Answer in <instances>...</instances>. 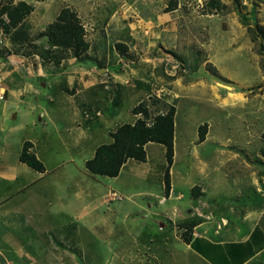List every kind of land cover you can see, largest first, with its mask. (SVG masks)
Instances as JSON below:
<instances>
[{
    "label": "rangeland",
    "instance_id": "obj_1",
    "mask_svg": "<svg viewBox=\"0 0 264 264\" xmlns=\"http://www.w3.org/2000/svg\"><path fill=\"white\" fill-rule=\"evenodd\" d=\"M75 1L84 3L80 4L81 6L75 5ZM126 1L130 0H123ZM175 1L187 6L194 17L196 14L193 12L202 17L218 16L221 27L226 24L228 29L232 28L226 31L230 36H225L230 41L229 44L226 41V44L220 46L226 53L231 52L229 48L236 46L240 53L236 57L226 56L229 63L223 67L228 75L245 80V83L250 81L249 84L254 86L247 91L242 90L245 92L242 97L238 94L234 96V107L224 106L211 100L208 91H205L204 77L209 80L217 78L225 87L234 89V92L241 91L237 89L235 80L228 79L221 72L227 80L218 76L220 74H216L211 65L205 66V71L212 76L206 75V72L205 76L193 71L188 74L185 64L175 62L167 53L170 57L168 60L172 63L171 67L167 66L170 68L167 72H173V75L164 82L165 87L159 85L160 83L153 86L154 90H164L166 97L161 96L158 99L148 96L142 103L150 106L152 117L165 112L169 107L177 108V170L184 172L185 163H197L193 153H198L202 161L218 167V171L214 172L213 167H209L207 172L211 177L202 179L204 184L213 177L218 181H228L220 188L207 189L206 197L202 198L206 204L201 203L196 209L203 214L202 219L208 215L207 201L213 197L215 204L210 202L209 205L215 206L212 209L215 215L235 221L234 214L228 207H235V217H238L237 210L244 208L242 205L247 202L246 195H253L249 191L245 195L242 192L238 197L239 187H233L231 184H234L236 179L250 183L249 171L243 164H254L258 157H261L260 161L264 160V142L261 141L264 140V107L259 105L264 104V49H261L264 47V0H221L223 3L218 0L224 4L223 8L212 11H209L208 2L203 0ZM34 2L36 1L0 0V71L7 69L10 73L5 79L1 77L2 72L0 73V163H14L20 146L23 147L24 142L29 140L31 153L37 154L48 167L57 163L65 174L75 172L77 180H69L68 183L61 178L58 180L55 171L42 179L36 175L30 180L23 177L15 187L0 185V264H196L192 262L195 260L194 255L183 244L180 229L177 227L182 220L172 215V208L181 212L188 211L185 208L191 196L190 186L199 182V179L201 181V178L192 172L191 177L185 179V182H188L185 185L184 182L178 183L179 178L175 177L174 181L179 188L177 192H183V200L173 199L165 208L160 205V200L165 197L163 178L166 162L164 148L157 144L147 147L146 166L133 167L132 165L138 164L131 162L119 177L108 178L91 173L88 177L78 176L79 171L83 169L80 166L84 158L89 156V150L93 147V133L83 138L84 143L81 144L80 141L78 146L73 147V137L78 136L77 133L72 130L73 133L68 136L63 132L60 124L65 117L53 113L54 107L50 106V98L56 101L61 98L58 93V100L56 99L57 94L52 87L65 88L63 81H71L75 76L70 73L73 70L67 72V69L71 68L68 60H74L72 50L63 52L64 59L58 65L40 56V53L49 49L47 38L44 36L46 29L56 20L61 10L69 9L77 15L85 41L90 43L95 39L94 43L100 44L103 41H99V35L104 34L106 28L110 29V17H125L130 10L108 8L114 3H121L120 0ZM19 3L31 6V15L6 33L3 25H8V20L3 11L5 8L16 7ZM237 19L244 23L246 29L243 26L242 30L236 29L239 25ZM107 37L110 39V36L105 34V38ZM94 50L97 53L99 48ZM75 59L79 60L75 64L88 66L89 62H83L89 59L82 56ZM215 60L217 61V58ZM64 65H67V69H63ZM39 68H42L44 73L39 72ZM27 81L33 86L22 85ZM191 82L194 84L191 85ZM5 86L11 89L4 91L2 88ZM8 87L6 88L9 89ZM172 87H176V90ZM177 91L182 95V100L178 103L175 94ZM107 93L109 96L112 94ZM149 94L153 95L152 92ZM245 97L253 99L254 102L259 101L244 108ZM122 100L117 112L121 110L126 114L128 106L136 100L127 97ZM31 104L39 106H31L30 109ZM48 110L51 119L45 114ZM256 113L259 115L258 119ZM14 114L16 118L13 117ZM54 115L57 116L56 119ZM206 123L212 128L208 139L204 144H197L199 140H195L198 128ZM25 124L26 132L21 130L25 129ZM54 126L58 128V136ZM26 136L27 139L24 140ZM96 139L103 142L108 139V135L102 136L101 132H97ZM47 142L50 143L48 149L45 145ZM192 142L196 144L187 148ZM80 192L84 201L80 198ZM150 193L154 196L149 195ZM24 200L27 202L24 203ZM150 203H153V208H148ZM39 207H42L43 211H40ZM164 212L170 215L169 219ZM206 218L208 221L212 220V217Z\"/></svg>",
    "mask_w": 264,
    "mask_h": 264
},
{
    "label": "crops",
    "instance_id": "obj_2",
    "mask_svg": "<svg viewBox=\"0 0 264 264\" xmlns=\"http://www.w3.org/2000/svg\"><path fill=\"white\" fill-rule=\"evenodd\" d=\"M170 1L171 0H130L128 2H123V0H120L121 3H114L113 6L108 7L112 9L119 8L130 10V12L125 17L120 15L119 17L111 16L109 19L110 29L106 28V31H104L105 33L99 35V41L102 40L103 42L101 44L99 42L94 43L95 39L90 43L86 41L88 50L82 57H84V59H89L83 62H89L88 66H80V63L75 64L76 61H79L76 60L75 57L73 58L74 60H68L69 64H71V68L67 69V65H64L63 69H67V72L73 70L70 73L75 74V76L72 77L71 81H63L65 83V85H63L65 88L60 86L52 87L55 94H57V100L58 93L61 95L59 101L50 98L49 102L50 106L54 107H52L53 113L55 112L65 117V120L60 124L63 127L62 131L68 134V136H71L73 132H76L78 135L73 137V147L78 146L80 141H82L81 144L84 143L83 138L93 133V137H91L93 140V147L89 150V156L84 158L80 166V168H83L80 170L82 173L79 171L78 176H89V172L85 168V163L94 157L95 151L99 146L108 145L113 142L111 135L119 126L124 124L133 125L135 123L139 115L132 114V109L142 103L144 98L150 95L149 93H151V91L153 93V86H158V83H160L159 85L165 87L164 82L166 83L168 78H171L173 75L172 71V73L167 72L172 64H170L168 60L169 55L175 62L179 61L180 63L182 62V64L184 63L186 69L189 71L188 74H191L193 71L196 74L200 72V75L204 76V72H206V75H211L205 71V66L211 65V68L214 69L216 74L217 72L218 74L221 72L228 79L235 80L237 89L241 91L234 92V89L225 87L217 78L209 80L207 77H204L206 78L205 91H208L211 100L224 106L234 107V96L236 94H238V96L245 95V92L242 90L247 91L254 86L249 84L250 81L245 83V80L236 79L232 75H228V72H226L223 67L226 63H229L226 56L233 55L236 57L240 53V50L237 49L236 46L229 48L231 51L228 52L229 54L224 52L220 46V44H226V41L229 44L230 41H228L226 37H229L230 34L226 31L232 30V28L228 29L226 24L221 27V21L218 16L202 17L197 16L199 14L193 12L196 14L194 17L193 14L189 12L187 6L181 5L180 2H176L175 0ZM74 3L75 5H80L84 2L80 3L79 1H75ZM237 20L239 21V25H237L236 29L242 30L243 27L246 29V26L243 25L244 23H241L240 19ZM105 34L110 36V39L108 37L105 38ZM243 38H245V36H243ZM118 45H120L121 48H116ZM205 45L206 47H204ZM96 48H99L97 53L94 50ZM247 51L250 52V50ZM216 58L218 62L215 60ZM38 71L44 73L42 68H39ZM1 72V77L4 79L8 78L10 75L7 69H3L0 73ZM78 74H80V76H78ZM258 74H260V70H258ZM224 75L220 74L218 76L223 78ZM187 77L189 78V76ZM223 79L227 80L226 78ZM27 82H24L22 85L33 86L31 82ZM192 84L194 83L191 82V85ZM6 87L8 86H5V88ZM5 88L2 89L4 91H9L11 89L10 87H8L9 89ZM172 88L176 90V87ZM226 90L228 92H224ZM230 91H233V93H230ZM107 92H112L111 96H109ZM175 94L177 99L176 103H178L182 100V95L179 91H177V93L175 92ZM124 97L136 100L134 104L128 106L126 114L121 110L117 112ZM168 98L169 97H167V99ZM245 99L246 103H244V105H246V107L244 108L250 107L253 105L252 103L259 101L256 100L254 102V100L249 99V97H245ZM259 105L264 107V104ZM31 106L37 108L39 105L31 104L29 106L30 109ZM49 110L45 114L51 119ZM41 115H43V113ZM252 115L255 116L254 113H252ZM130 116L132 118H130ZM13 117L16 118L17 116L14 114ZM54 117L55 119L57 118L55 115ZM258 117L259 115L256 113V119H258ZM176 119H178L177 108L175 109L174 115V158L169 171L170 191L168 196L160 200V205L165 208V205L173 199L178 201L183 200L184 194L182 191L177 192L179 188L174 178L178 177V183L184 182L185 185H187L188 182H185V179L191 177L192 172H195L196 175L201 178V181L199 179V182H194L192 185L190 184L189 193L191 196L188 200L189 203H187L188 206L185 208V210L188 211L185 212L183 210L181 212L176 208H172V215H176L180 220L191 218L195 219L197 222L198 219H202L203 214L199 213L196 209L201 206V203L206 204V202L202 201V198L206 197V193L209 190L208 188H220L227 184L228 181H218L213 177L208 183L204 184L202 179L207 180L211 177V174L207 172L209 167H213V172L216 170L218 171V167L202 161L198 153H193V158L196 159L197 163H185L186 168L184 172L180 169L177 170L178 167H176L177 164L175 162L177 138ZM55 125L59 124L55 123ZM24 126L25 129L23 128L21 130L26 132L27 125L25 124ZM54 127L58 136V128L57 126ZM199 128L205 130V137L201 142L204 144L212 128L209 123L200 125ZM199 128L195 141L198 140ZM195 131L196 129L194 132ZM97 132H101L102 136L107 134L108 139L103 142H98V139H96ZM26 139L27 136L24 140ZM261 141L264 142V140ZM25 142L30 143L29 140ZM194 144L196 143L192 142L191 145L186 147H193ZM45 145L46 149L50 147V143L48 142L45 143ZM150 145H153V143H148L144 147L145 152H147V147ZM21 150L22 145L19 148V153L14 163H0V185L15 187L18 181L23 177H26V180H30L36 175L37 178L42 179L48 177L45 175L55 171L58 175V180L61 178L67 183L69 180H77L75 179V172L71 171L65 174L61 171L57 163L54 164V166L48 167L44 160L42 158V160H40L35 153L33 154L43 164L44 171L39 173L30 169L27 165L21 164L19 161ZM260 159L261 157H258L256 162L254 164H248L249 166L246 165L247 163L243 164L245 169L249 171L248 174L251 177L250 183H244L236 179V181H233L234 184H231L233 187H239L238 197L241 196L242 192L243 195H245V193L249 191H251V195H253L252 197L246 195L247 202L243 203L244 205L242 206H244V208L241 207V209L237 210L238 217H235V207H228L231 213L234 214L233 219L235 221L224 219L223 216H218V214L215 215V212L212 210L215 206L213 204L209 205L210 202L215 204L214 198L212 197L210 201H207V208L209 209L208 215H205L204 220L198 221L195 226H193L191 241L189 243L183 242L185 247L190 249L194 255L195 260L192 262H196V264H264V163H262L264 160L260 161ZM147 161L148 158H146V162L144 163L128 160L123 165L120 173L129 166L131 162H134L133 164H138L132 165L133 167H139L140 165L146 166ZM63 165H65V163ZM164 166L166 167V164H164ZM128 171L130 172L131 170ZM53 179L55 180L54 177ZM200 183H203V185H200ZM23 185L25 184L23 183ZM194 187L200 189V196L195 200L192 198L191 194L192 188ZM3 190L5 191L6 189L3 188ZM81 193L82 192H80V198L84 201V197L81 196ZM149 195L154 196L152 193ZM149 195L146 197L147 199ZM26 202L27 200H24V203ZM76 202L78 203V201ZM70 207H73V205H70ZM148 208H153V203H150ZM39 209L43 211L42 207H39ZM164 214L168 219L170 218L167 212H164ZM206 217H212V220H215L213 222L212 220L208 221ZM48 220L50 219L48 218ZM223 221L226 224H224ZM218 227H220V229H218ZM193 235H197V237Z\"/></svg>",
    "mask_w": 264,
    "mask_h": 264
},
{
    "label": "trees",
    "instance_id": "obj_3",
    "mask_svg": "<svg viewBox=\"0 0 264 264\" xmlns=\"http://www.w3.org/2000/svg\"><path fill=\"white\" fill-rule=\"evenodd\" d=\"M43 2L45 0H34ZM209 11L221 9L223 5L218 0H207ZM32 7L26 3H19L16 7L5 8L4 14L8 20V25H3L5 32L9 33L11 28H16L32 12ZM77 15L69 9L61 10L56 20L51 23L45 33L49 49L40 56L58 65L64 59L63 52L72 50V57L78 58L88 50V44L84 40L83 29L78 24ZM259 35V34H257ZM260 37V35H259ZM264 46V45H262ZM116 48H121L120 45ZM52 49V50H51ZM264 49V47H261ZM132 114L141 115L133 125L124 124L119 126L111 137L113 142L108 145L99 146L94 157L85 163L86 170L95 176L108 178L118 177L123 165L128 160L144 163L146 162V152L144 147L148 143L161 145L165 149L166 167L164 170V194L169 195L170 191V168L174 158V115L175 107H169L165 112L153 115L150 114L149 106L140 103L132 109ZM147 123H150L148 126ZM198 133V140L201 143L205 137V130ZM264 138V134H263ZM31 144H23L19 161L27 165L32 170L42 173L43 164L33 153L29 152ZM192 198L195 200L200 196L198 187L192 188ZM201 219H198L197 222ZM195 219H186L178 223L181 238L185 243L192 239V228L197 223ZM191 235V237H190Z\"/></svg>",
    "mask_w": 264,
    "mask_h": 264
},
{
    "label": "built area",
    "instance_id": "obj_4",
    "mask_svg": "<svg viewBox=\"0 0 264 264\" xmlns=\"http://www.w3.org/2000/svg\"><path fill=\"white\" fill-rule=\"evenodd\" d=\"M152 96L155 97V98L160 99L161 96H165V95H164V90H161V89L154 90V89H153V95H152ZM0 99H2L1 96H0Z\"/></svg>",
    "mask_w": 264,
    "mask_h": 264
},
{
    "label": "clouds",
    "instance_id": "obj_5",
    "mask_svg": "<svg viewBox=\"0 0 264 264\" xmlns=\"http://www.w3.org/2000/svg\"><path fill=\"white\" fill-rule=\"evenodd\" d=\"M205 2H207V0H204ZM152 92V91H151ZM150 97H153L152 95H149ZM162 98H165V97H163L162 96ZM149 109H150V106H149ZM160 114V113H159ZM139 118H141V115H139ZM138 118V119H139ZM147 125L149 126L150 125V123H147ZM223 223H224V221H223ZM224 224H226V223H224ZM218 229H220V227H218ZM194 237H197V235H193Z\"/></svg>",
    "mask_w": 264,
    "mask_h": 264
}]
</instances>
